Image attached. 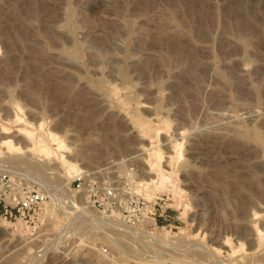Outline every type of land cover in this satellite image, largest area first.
<instances>
[{
	"label": "rangeland",
	"instance_id": "obj_1",
	"mask_svg": "<svg viewBox=\"0 0 264 264\" xmlns=\"http://www.w3.org/2000/svg\"><path fill=\"white\" fill-rule=\"evenodd\" d=\"M1 130L0 264H264V0H0Z\"/></svg>",
	"mask_w": 264,
	"mask_h": 264
},
{
	"label": "bare ground",
	"instance_id": "obj_2",
	"mask_svg": "<svg viewBox=\"0 0 264 264\" xmlns=\"http://www.w3.org/2000/svg\"><path fill=\"white\" fill-rule=\"evenodd\" d=\"M20 120V117H18L16 114L13 116V119H12V122H17V121H19ZM41 126V125H40ZM19 131H20V129H18ZM2 131V130H1ZM6 132L5 131H2V134H3V140L0 142V145H7V146H9V147H11V148H15L14 146H13V144L11 143V140L10 139H8L7 138V136L6 135H4ZM50 138H51V140H52V142H53V144H55L56 145V147L58 148V147H60L61 146V141H60V139L56 136V135H54V134H50ZM32 142V147L31 148H36V147H34V146H39V147H41V150L42 151H44V152H48L49 151V148L46 146V145H44V144H42L38 139H36V141H31ZM31 142H30V144H31ZM176 145H178V144H176ZM55 147V148H56ZM146 151H147V158L149 157H152V158H154V163L156 164V165H159V160H160V158H161V153H160V151H158V150H153L152 149V151H151V149L150 148H147L146 149ZM62 157V156H61ZM171 157V156H170ZM69 169L70 170H78L79 168H77L76 167V165H74V164H70L69 163ZM148 169H149V171L151 172L152 170V168H151V166L149 165L148 166ZM79 175L80 174H75V172H73L72 173V176H74V177H79ZM72 178V177H71ZM149 181L150 182H152V183H154L155 185L156 184H158V182H159V173H157L153 178H150L149 179ZM148 183V182H147ZM104 213V212H103ZM255 214V213H254ZM143 219H148L149 220V222H147V223H144L143 222V220H142V223H143V227L148 231V229L145 227L147 224H149V223H151V218H149L146 214L144 215V217H143ZM118 223H122V222H118ZM123 224H125V223H123ZM126 225V224H125ZM132 227V226H131ZM142 227V228H143ZM133 228H136V227H133ZM159 231H160V233L161 234H164V230L163 229H159ZM148 234H150L149 233V231H148ZM255 234H256V236H257V238L260 240V239H264V227L263 228H256L255 229ZM224 246H226L225 244H224Z\"/></svg>",
	"mask_w": 264,
	"mask_h": 264
},
{
	"label": "built area",
	"instance_id": "obj_3",
	"mask_svg": "<svg viewBox=\"0 0 264 264\" xmlns=\"http://www.w3.org/2000/svg\"><path fill=\"white\" fill-rule=\"evenodd\" d=\"M103 199H106L108 202H110L111 200H113V194L111 191L107 190L105 191V193L103 194ZM38 201H40V196L35 193V194H29L27 196L23 197V200L21 201H16L15 206H18V208L23 211V215L25 212H29L30 210H32V208L38 203ZM165 213V208L160 211V216L163 215ZM149 227V224H147L146 228Z\"/></svg>",
	"mask_w": 264,
	"mask_h": 264
},
{
	"label": "crops",
	"instance_id": "obj_4",
	"mask_svg": "<svg viewBox=\"0 0 264 264\" xmlns=\"http://www.w3.org/2000/svg\"><path fill=\"white\" fill-rule=\"evenodd\" d=\"M0 212H1V208H0Z\"/></svg>",
	"mask_w": 264,
	"mask_h": 264
}]
</instances>
